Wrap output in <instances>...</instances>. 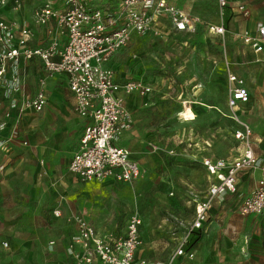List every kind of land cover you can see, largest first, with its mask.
<instances>
[{"label": "crops", "instance_id": "1", "mask_svg": "<svg viewBox=\"0 0 264 264\" xmlns=\"http://www.w3.org/2000/svg\"><path fill=\"white\" fill-rule=\"evenodd\" d=\"M83 1L93 9L100 8L116 16L122 0ZM211 1L217 6L214 0ZM229 1L232 7L244 4L250 10V18L245 19L233 8L230 9V17L235 24H239L240 34L246 30L256 34L257 26L264 23L255 17L253 7L242 1ZM48 2L60 10L66 9L68 5L67 0H21L20 7L16 9L14 0H8V5L0 10V21L17 22L20 28L30 29L33 33L28 42L30 48H46L53 39L58 40L63 47L67 42V36L55 20H51L47 26H37L34 22L35 10ZM175 4L195 16L191 12L192 4L185 0H175ZM231 19L229 18V22ZM39 67L44 70L42 62L37 58L30 61L21 60L17 66L10 67L8 74L9 79L18 80L19 90L17 92L0 90V143L7 141L5 148L0 150V166L4 167L0 171V226H3L0 230V240L10 241L15 248L14 252L31 251L41 246L53 245L51 247L56 254L61 252L63 254L65 251L61 241L65 238L63 242L67 246V257L74 260L69 246L77 233V227L75 222L74 225L70 222L74 221L76 216L86 219L102 236L119 237L125 234L128 218L132 214L139 216L140 214L131 209L120 212L119 207H114L112 204L107 207L102 203L104 189L114 186L116 181L109 179L106 180V184H101L99 181L86 182L70 173V163L79 149L80 140L89 120L75 113V98L68 88L67 76L64 74H56L52 77L47 75L49 83L45 82L46 80H39L38 88L30 91L25 84V78L34 75ZM234 74L244 79L238 73L234 72ZM116 79L118 82H125L117 74ZM245 86L249 92V102L240 105L236 113L252 128L253 148L260 167L255 171H241L238 174L237 192L219 197L213 202L209 220L204 230H201L202 239L193 247L187 246L184 257L174 258L173 249L180 244L186 234L191 232L196 202L205 199L208 193L211 178L202 166V160L208 158L231 161L240 152L238 143L230 140L229 153L223 157L217 156L214 151L216 140L213 137V140L211 138L201 140L199 134H196L194 150L188 159L192 161L190 166L195 167L193 176L202 179L191 181L184 187L185 192L189 194L186 204L191 219L183 232L178 234L162 233L158 236L155 230H151L144 235L140 228L143 244L136 253L138 259L162 264H264V214L241 215L243 202L256 190L264 167L263 101L253 111L252 89L246 81ZM48 87L51 88L47 89ZM64 90L69 104L64 102ZM40 91H44L47 96L45 109L37 113L27 108L18 119V112L11 109L12 102L17 101L21 104L23 101L33 99ZM53 91H55L54 96L61 100L60 104H51L49 92ZM155 95L153 88V93L147 97L138 94L125 97V107L133 118V126L116 142L118 147L130 152L132 160L139 161L142 170L140 163L145 164L146 158L152 159L148 153V146L155 145L151 122L146 125L147 121H152V115L143 116L142 109ZM51 112L56 115L53 116ZM196 119L195 115V119L189 123L182 122L181 119L180 121L191 124L195 123ZM45 122L59 125V130L75 126L81 130L79 140L71 143L70 140H59L52 136L43 137ZM142 178L143 176L139 180ZM57 211H60L59 217L55 216ZM102 217L108 218V224H103ZM66 228L68 231L63 235ZM4 230H8L9 234L4 235ZM196 232H192L191 236ZM46 234L56 235L49 238ZM190 254L194 257L189 258Z\"/></svg>", "mask_w": 264, "mask_h": 264}, {"label": "built area", "instance_id": "2", "mask_svg": "<svg viewBox=\"0 0 264 264\" xmlns=\"http://www.w3.org/2000/svg\"><path fill=\"white\" fill-rule=\"evenodd\" d=\"M67 1L64 10L48 2L34 12L37 26H47L51 20L56 21L67 36L63 47L53 39L46 48H30L28 42L33 36L30 29L20 28L17 22L0 21V90H19L18 80L9 79L8 74L10 67L17 66L21 60L39 59L49 77L66 75L68 88L75 98V113L89 120L79 149L70 163V173L86 182L112 179L119 183H135L143 176V170L138 162L131 159L130 152L118 147L116 142L133 126V118L125 107V97L132 94L147 97L153 93V87L141 79L118 82L109 64L120 50L132 43L134 35L150 33L161 20H167L174 31L182 33L193 31L199 18L177 6L175 0H122L116 16L100 8L93 9L83 0ZM185 1L198 4L206 0ZM214 1L222 17L225 10L233 8L245 19L250 18V10L244 4L232 7L229 0ZM20 4L21 0H14L16 9ZM7 5L8 0H0V10ZM207 29L215 36L226 33L223 23H210ZM240 39L255 53L257 62L264 63V25L257 26L256 34L249 30L242 32ZM227 86L226 103L234 122L232 138L238 143L240 152L231 161L202 160V166L211 178L208 193L205 199L196 202L191 232L173 249L174 258L186 255L192 232L204 230L213 202L237 192L238 174L260 167L253 148L252 128L236 113L240 105L249 102L245 81L230 74ZM46 105L47 96L40 91L33 99L21 104L12 102L11 109L18 112L19 119L25 109L40 113ZM181 108L179 116L182 122L189 123L195 119L190 102H182ZM6 144L7 141L0 143V150ZM3 168L0 166V171ZM263 214L264 167L256 190L244 200L241 208L242 216ZM55 216L59 217L60 211L55 212ZM74 222L77 233L69 250L77 264H162L136 256L143 244L139 232L142 219L138 214L128 218L125 234L119 237L102 236L81 216H76ZM4 245L8 246L7 243ZM193 257V254L189 255V258Z\"/></svg>", "mask_w": 264, "mask_h": 264}, {"label": "rangeland", "instance_id": "3", "mask_svg": "<svg viewBox=\"0 0 264 264\" xmlns=\"http://www.w3.org/2000/svg\"><path fill=\"white\" fill-rule=\"evenodd\" d=\"M235 1L253 7L255 17L264 23V0ZM191 9L199 18L193 31L176 32L167 20H161L150 33L134 35L132 43L120 50L110 62V68L121 80L141 79L151 84L156 94L142 109L143 116L152 115V121H147L146 125L151 122L155 141L154 147L147 148L152 159L146 158L145 164L140 163L144 170L143 178L132 184L116 182L104 189L102 197V203L107 207L112 204L119 207L120 212L131 209L139 213L144 235L151 230H155L158 236L162 233L178 234L188 225L191 213L186 204L189 194L184 187L191 181L202 179L193 176L195 167L190 166L192 161L188 159L194 150L196 134L201 140H216L214 151L217 156L229 153L234 122L226 103L227 77L234 72L241 75L252 89L253 111L262 104L261 101L264 108V65L257 62L255 53L241 41L240 27L231 19V11L225 10L222 17L211 0L192 4ZM227 14L231 20L224 26L225 35L211 34L208 24L224 25ZM48 79L46 72L39 67L34 75L25 78V84L32 91L38 88L39 80L49 83ZM65 92L64 102L69 104ZM49 93L52 105L61 103L54 96L55 91ZM184 101L191 103L197 117L195 123L180 121L179 113ZM80 131L75 126L59 130V125L45 122L42 133L43 137L52 136L74 143L79 140ZM101 221L108 224V218L102 217ZM70 223L74 225L73 220ZM2 228L0 226V230ZM67 231L66 228L63 235ZM3 233L7 235L9 231L4 230ZM46 235L51 238L56 234ZM63 240L65 252L56 254L51 247L53 245L14 252L11 242L2 239L0 264H77L67 257V246Z\"/></svg>", "mask_w": 264, "mask_h": 264}, {"label": "trees", "instance_id": "4", "mask_svg": "<svg viewBox=\"0 0 264 264\" xmlns=\"http://www.w3.org/2000/svg\"><path fill=\"white\" fill-rule=\"evenodd\" d=\"M224 23H225L224 26L227 25V23H229L228 14L226 15ZM202 236H203V232L200 230L194 233V235L190 237L188 248L195 246L202 239Z\"/></svg>", "mask_w": 264, "mask_h": 264}]
</instances>
